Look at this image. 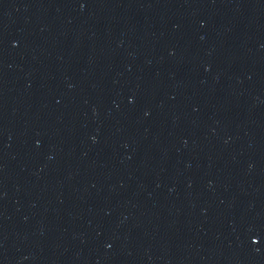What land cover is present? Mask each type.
<instances>
[{"label": "water", "instance_id": "obj_1", "mask_svg": "<svg viewBox=\"0 0 264 264\" xmlns=\"http://www.w3.org/2000/svg\"><path fill=\"white\" fill-rule=\"evenodd\" d=\"M0 264H264V0H0Z\"/></svg>", "mask_w": 264, "mask_h": 264}]
</instances>
